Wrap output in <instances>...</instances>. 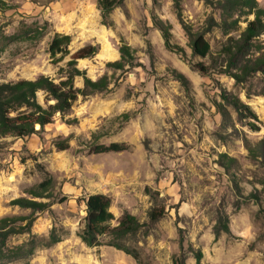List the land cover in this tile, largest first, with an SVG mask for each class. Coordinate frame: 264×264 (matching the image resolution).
Instances as JSON below:
<instances>
[{
	"label": "rangeland",
	"instance_id": "rangeland-1",
	"mask_svg": "<svg viewBox=\"0 0 264 264\" xmlns=\"http://www.w3.org/2000/svg\"><path fill=\"white\" fill-rule=\"evenodd\" d=\"M5 1L11 9L0 12V34L36 27L47 31L41 39L21 37L5 46L0 84L41 75L58 83L59 68L89 45H97L99 52L79 60L78 67L93 80L112 77L108 90L80 97L65 119L56 115L36 135L1 140L0 219L29 215L31 210L11 202L29 197L25 191L48 176L54 179L52 197L44 199L51 206L36 214L32 235L9 240L17 246L35 239L34 254L5 264H173L181 258L197 264V251L203 253L201 264H264V160H253L245 146V139L254 146L264 140V95L247 94L248 89L259 93L264 84L255 80L251 87L238 85L211 69L214 58L225 61L218 55L222 45L240 32H208L211 54L199 58L188 46L172 0H123L111 13L113 27L102 24L98 0ZM258 2L264 8V0ZM182 7L195 31L205 29L211 16L220 21V12L204 0H183ZM155 17L172 25V42L182 54L165 48ZM56 33L70 35L72 43L69 55L52 59L49 45ZM122 39L136 49V60L125 71H114L107 64L120 59ZM199 64L210 67L209 72L196 70ZM75 83L83 87L81 78ZM223 90L253 109L259 131H252L223 102ZM38 99L45 104L43 93ZM64 140L69 148L60 151L56 143ZM112 143L127 149L94 151ZM222 155L234 158V166L221 164ZM95 194L111 199L113 226L126 212L145 224L121 241L138 259L111 246L110 237H102L98 247L82 242L85 199ZM152 209L165 211L153 224L148 217ZM220 212L228 216L229 230L217 237L214 226ZM52 233L60 238L58 243L50 242Z\"/></svg>",
	"mask_w": 264,
	"mask_h": 264
},
{
	"label": "trees",
	"instance_id": "trees-1",
	"mask_svg": "<svg viewBox=\"0 0 264 264\" xmlns=\"http://www.w3.org/2000/svg\"><path fill=\"white\" fill-rule=\"evenodd\" d=\"M177 19L188 36V46L195 57L206 58L211 54V46L205 36L208 32L218 28L229 35L239 31L237 38L229 37L222 45L218 55L225 61L217 58L213 59L212 70L233 78L238 85L252 86L253 81L260 80L264 84V8L260 6L258 0H204L207 6L220 12V21L211 16L206 20V27L201 31H195L189 25L183 15V0H172ZM123 0H98V7L102 16V24L113 27L111 13L122 4ZM11 6L5 1L0 0V12H6ZM242 23L246 24L242 28ZM154 26L160 31L164 40L165 48L169 52L183 53V49L172 42V25L166 23L158 17L153 18ZM45 27L28 28L20 34L7 36L0 34V56L5 46L10 42L22 38L41 39L45 36ZM31 36V37H29ZM72 43L70 35L56 33L49 45V54L52 59L58 55L67 56L70 54L69 47ZM99 52L97 45H89L79 49L65 67L59 68L60 81H56L48 76L41 75L34 80L21 79L15 82L0 84V148L1 140L6 137L25 138L36 135L43 131L47 126L54 122L56 115L65 119L72 111L74 104L80 97L87 98L96 93L109 89L112 84V77L108 74L103 75L97 80L91 79L85 70L78 67L79 60H84L96 56ZM120 59L109 62L107 67L114 71H125L127 67L134 64L136 60V49H133L124 39L121 40L119 49ZM225 63V65L223 64ZM194 68L202 74H207L210 67L204 64L195 65ZM83 80V87L76 86V79ZM187 84L186 81H183ZM45 95V104H41L38 95ZM250 95H264V87L259 93ZM221 98L228 106L233 108L241 120L247 122L252 131H259L258 117L253 109L245 104L238 95L223 90ZM54 101L53 104L49 102ZM222 112L228 114L222 108ZM230 117V115L228 114ZM76 121V119H75ZM74 121V122H75ZM70 124V120L66 121ZM245 146L249 156L253 160H264V140L257 145H252L245 139ZM60 151L69 148V140L56 143ZM127 148L119 143H112L109 146L95 147L96 153L123 152ZM221 164L231 168L236 163L234 158L226 155L221 156ZM264 189V179L262 180ZM54 179L48 176L42 182L28 188L25 194L29 197H21L11 202L14 207L29 209L31 213L25 216H7L0 219V264L22 260L32 256L37 248L35 239L29 242L10 246L11 237L23 234L32 235V229L36 221V214L47 211L51 203L44 201L52 197ZM251 198L259 203V197L251 194ZM86 216L84 218V228L79 234L82 242L88 247L101 246L102 237L111 238V246L122 250L126 254L133 255L138 259V253L127 248L121 243L129 236L137 234L145 224L138 218L126 212L113 226L116 217L111 212V199L102 194L90 195L85 199ZM165 214L164 209H152L149 212L150 223L157 222ZM229 219L226 213L220 212L218 222L214 226L216 236L229 230ZM60 238L54 233L50 236L51 243H58ZM197 264H201L203 253H194ZM173 264H185L184 258L174 259Z\"/></svg>",
	"mask_w": 264,
	"mask_h": 264
}]
</instances>
